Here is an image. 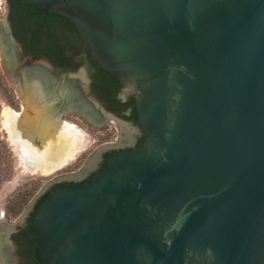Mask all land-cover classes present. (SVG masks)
Segmentation results:
<instances>
[{
  "label": "water",
  "instance_id": "1",
  "mask_svg": "<svg viewBox=\"0 0 264 264\" xmlns=\"http://www.w3.org/2000/svg\"><path fill=\"white\" fill-rule=\"evenodd\" d=\"M27 5L70 20L104 72L127 93L142 90L135 106L146 135L90 183L53 191L40 206L31 226L42 264H264V0ZM0 58L23 109L5 127L31 173H53L80 148L68 115L92 130L110 121L119 129L82 170L131 140L133 123L93 95L84 65L59 87L41 71L52 68L46 60L12 61L1 36ZM78 79L81 103L71 89ZM77 173L51 181L16 222L1 223L0 264H19L11 234L54 182Z\"/></svg>",
  "mask_w": 264,
  "mask_h": 264
},
{
  "label": "flooded vegetation",
  "instance_id": "2",
  "mask_svg": "<svg viewBox=\"0 0 264 264\" xmlns=\"http://www.w3.org/2000/svg\"><path fill=\"white\" fill-rule=\"evenodd\" d=\"M28 1L29 0H6V11L3 14L5 18V26L1 28L2 29L1 38L6 48L9 50L12 61L18 64L26 63L29 67V65H31L30 59L32 58H35V59L41 58V59L46 60L53 69L52 68H48V69L41 68V71H43L50 77L55 76L60 83L59 87L63 86L61 85V80H62L63 75L72 73L74 69L78 68L79 66L84 65L88 69V72H89L88 79L90 80V88H91L93 95L104 105V107L108 111L113 112L107 108V106L102 101V99L97 95L94 89V79L92 76V73L94 72V70H96V67L92 65L91 61H87L84 58L85 57L84 54H81L80 58H78L77 60H74L69 65V67H67L64 63L55 62L54 60L50 59L44 54V51L49 48V43L46 37L51 35V33H45L44 37H41V39L39 40V42L36 44V47H35L37 50L36 53L30 52L28 43L33 33H32V30H30L29 28L23 27L22 18L26 17L28 19V24H35L34 22H36L37 17L42 18L43 20L41 22V26L44 29H46L50 27V23H49L50 14L55 13V12L48 11V13H43L40 9L27 5ZM26 8L34 9L35 11H32V12L30 11L29 13L30 16H29L28 12L26 11ZM75 29H76L75 34L78 36L79 42L71 43V44L72 45L76 44V46L79 49L83 51H88L92 58L89 47L84 42L83 38L79 34L76 27ZM11 36L13 37L15 42H12L10 38ZM62 45L66 48L69 47L68 42H66L65 40L62 43ZM92 60L94 61L93 58ZM96 64L97 66H99L98 63ZM116 82L113 83L115 86L117 85V88H118L116 98L120 100L122 103L128 105L127 108L122 112V115L131 117L134 113H136V116H137L135 102H136V98L141 95L142 90L139 87H136V90L134 93H127L126 86L118 80ZM71 89L73 91V94H74V97L77 103L78 102L81 103L84 97V92H83V86L82 84H80L79 79L76 83H71ZM127 121L132 122L134 126L132 127L133 129H132L131 140L125 143H119L116 145L113 144L114 147L106 151L100 158H98L96 162L93 164V166L89 167L86 170L83 169L81 172H78L76 174L77 177H74L72 181L70 182H60V181L54 182L51 188L48 191H46L40 198H42L45 194L51 195L53 191H57L62 188L87 185L102 172V170L108 165V162L112 157L120 155L122 153L131 152L139 148L145 141V138H146L145 132L143 128L141 127L139 121L137 122L132 119H129ZM61 184H64L65 186H60ZM39 199L37 200V202L39 201ZM36 203H35V206H36ZM35 206H34V211H35ZM34 211H31L29 213L28 217L25 219L24 225L17 227L16 232L11 234L10 236V240L14 246V247L12 245L9 246L10 247L9 248L10 257L13 260L14 255L12 254V252H14L15 256L19 257L20 259L19 264H25L22 246H24V244L27 241V238H28L27 234L29 233V230H33L31 225L35 218V214L33 215ZM33 232L35 236L36 246H38L36 233L34 230Z\"/></svg>",
  "mask_w": 264,
  "mask_h": 264
},
{
  "label": "rangeland",
  "instance_id": "3",
  "mask_svg": "<svg viewBox=\"0 0 264 264\" xmlns=\"http://www.w3.org/2000/svg\"><path fill=\"white\" fill-rule=\"evenodd\" d=\"M4 16L0 14V36L2 33ZM12 99V101L10 100ZM8 109L17 114L23 113L22 103L8 81L3 70L0 58V138L10 152L12 159V172L8 181L0 186V211L10 223L16 222L25 212L27 206L36 195L51 181L65 175L75 174L82 170L94 152L103 145L116 143L119 139V129L114 121L108 122L103 129L96 131L90 129L79 117L65 116L64 123L75 125L82 144L73 158L63 167L53 173L43 175L41 171L31 173L13 148L5 127L4 110ZM3 113V114H2ZM24 197L27 204L21 213L11 211L14 200Z\"/></svg>",
  "mask_w": 264,
  "mask_h": 264
},
{
  "label": "trees",
  "instance_id": "4",
  "mask_svg": "<svg viewBox=\"0 0 264 264\" xmlns=\"http://www.w3.org/2000/svg\"><path fill=\"white\" fill-rule=\"evenodd\" d=\"M28 15L30 16V11H35L34 9L26 8ZM42 18L37 17L35 24H28V19L26 17L22 18L23 27H27L32 30V37L29 40L28 46L31 53H36V44L39 42L41 37H44L45 33H51L46 37L49 48L44 51V54L55 62L64 63L67 67L74 61L80 58L81 54L85 55L87 61H91L92 65L96 67V70L92 73L94 79V89L97 95L102 99L107 108L124 119H132L138 122L136 113L131 117L122 115V112L127 108V104L122 103L116 98L118 91L117 85L113 83L117 80L110 74L104 72L97 64L92 60L88 51H83L79 49L76 44L72 45L71 43H78L79 38L75 34V26L70 20H66L63 17L51 13L49 17L50 27L44 29L41 26ZM62 35V36H61ZM68 42L69 47L66 48L62 45L64 42ZM117 83V82H116ZM12 101V99H10ZM12 172V159L10 152L7 150L4 143L0 138V186L8 181L10 174ZM60 186H65L61 184ZM50 198L49 194H45L39 201L36 203L35 211L33 215L38 212L40 206ZM17 200H14V204L11 207L13 213L19 214L24 209V206L27 204V200L24 197H18ZM34 230V229H33ZM33 230H29L28 238L23 249V257L25 259V264H42L40 252L38 246L35 243V236Z\"/></svg>",
  "mask_w": 264,
  "mask_h": 264
},
{
  "label": "bare ground",
  "instance_id": "5",
  "mask_svg": "<svg viewBox=\"0 0 264 264\" xmlns=\"http://www.w3.org/2000/svg\"><path fill=\"white\" fill-rule=\"evenodd\" d=\"M4 117H6V116H8L10 113H12V111L11 110H8V109H5L4 110ZM2 113V114H3ZM21 114V113H20ZM19 115V114H18ZM5 121V120H4ZM66 125H68L69 127H71V128H73L75 131H77V128L75 127V125H72V124H69V123H65ZM75 155V154H74ZM73 155V156H74ZM73 156L71 157V159L73 158ZM70 159V160H71ZM26 168H27V166H26ZM38 171H41V170H38ZM37 171V172H38ZM6 221V216H5V214L2 212V211H0V226L2 225L1 223H4ZM10 246V245H9ZM10 248V247H9Z\"/></svg>",
  "mask_w": 264,
  "mask_h": 264
},
{
  "label": "built area",
  "instance_id": "6",
  "mask_svg": "<svg viewBox=\"0 0 264 264\" xmlns=\"http://www.w3.org/2000/svg\"><path fill=\"white\" fill-rule=\"evenodd\" d=\"M6 11V0H0V14H4Z\"/></svg>",
  "mask_w": 264,
  "mask_h": 264
}]
</instances>
